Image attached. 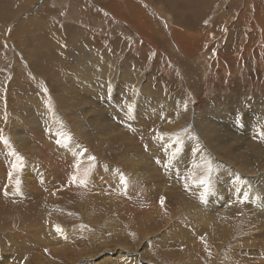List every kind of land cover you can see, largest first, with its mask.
<instances>
[{
	"label": "rangeland",
	"instance_id": "obj_1",
	"mask_svg": "<svg viewBox=\"0 0 264 264\" xmlns=\"http://www.w3.org/2000/svg\"><path fill=\"white\" fill-rule=\"evenodd\" d=\"M256 14L264 0H0V264H264Z\"/></svg>",
	"mask_w": 264,
	"mask_h": 264
},
{
	"label": "bare ground",
	"instance_id": "obj_2",
	"mask_svg": "<svg viewBox=\"0 0 264 264\" xmlns=\"http://www.w3.org/2000/svg\"><path fill=\"white\" fill-rule=\"evenodd\" d=\"M115 5V4H114ZM130 5V4H129ZM118 7H119V5H117ZM131 6V13H134V11H136V9H135V7L134 6H132V5H130ZM119 9H121V7H119L118 8V10ZM248 11H250V10H248ZM121 13H122V11H121ZM136 17H138V11H136ZM124 15V14H123ZM246 15V14H245ZM256 16H257V18L259 19V22H254L253 24H252V28L254 27L255 28V30H254V32L253 33H249L248 32V36H249V38H248V42H249V46L250 47H253V44H255V42L256 41H258L257 40V38H258V36H260V34L259 33H256V32H259V30H261V31H263L264 32V16L263 15H257L256 14ZM135 17V18H136ZM142 18V17H141ZM137 20H138V18H137ZM247 23V22H246ZM248 24V23H247ZM1 25V27H3V25L2 24H0ZM251 25V24H250ZM244 26H246V25H244ZM249 26V25H248ZM250 27V26H249ZM250 27V28H251ZM246 31H244V32H247L248 31V29L249 28H247V26H246ZM250 31V30H249ZM262 33V32H261ZM246 35V34H245ZM259 39V38H258ZM247 42V43H248ZM257 43V42H256ZM244 49L246 50V54H251L252 52H251V50L250 49H248V47H246V46H244ZM254 52H259L258 51V49L256 48V50L254 51ZM244 53H245V51H244ZM261 53H264V49L263 50H261ZM240 55V54H239ZM222 124V123H221ZM223 125H225V124H223ZM260 127H259V131H260ZM257 130V129H256ZM259 131L257 130V132H258V134H259ZM216 133V132H215ZM261 133V132H260ZM221 134V133H220ZM226 135H228V134H226ZM231 136V135H230ZM262 136V135H261ZM216 138V137H215ZM220 138V137H219ZM222 138V137H221ZM217 139H218V137H217ZM216 139V140H217ZM233 140V139H232ZM172 141V140H171ZM175 141V140H174ZM173 143H175V142H173ZM203 145V144H202ZM233 145V144H232ZM207 146V145H206ZM177 147V146H176ZM175 146L173 147L172 146V149H175L176 148ZM200 148V144H198V145H195L194 146V148ZM171 148V147H170ZM195 148V149H196ZM209 150V149H208ZM220 151H224V150H220ZM201 152L203 153L204 152V154H200L199 155V157H201V158H203V159H206V160H208V159H210V157H209V154H211V153H209V152H207L206 150H201ZM225 152V151H224ZM170 153V152H169ZM209 153V154H208ZM212 153L214 154V155H216L217 157H218V155L214 152V151H212ZM226 153V152H225ZM172 154V153H171ZM228 156H231V154H230V150L226 153ZM172 158V157H171ZM170 158V159H171ZM175 158V157H174ZM219 158V157H218ZM232 159V158H231ZM219 160V159H218ZM232 162H234L233 160L232 161H230V163H232ZM171 163V162H170ZM233 165V164H232ZM249 171V170H248ZM246 172V171H245ZM87 173V172H86ZM231 173V172H230ZM246 174V173H245ZM236 180V179H235ZM242 180V179H241ZM261 180L262 181H264V177L263 178H261ZM238 182H240V180H238ZM92 184V183H91ZM241 186V185H240ZM263 186V185H262ZM261 186V187H262ZM12 189V188H11ZM264 190V189H263ZM254 192V191H253ZM259 192H260V190H259ZM243 193V192H242ZM241 193V194H242ZM246 194V193H245ZM259 194V193H258ZM243 195V194H242ZM252 195V194H251ZM253 196H254V194H253ZM256 196V195H255ZM246 197V196H245ZM249 197V196H248ZM258 199H259V197H258ZM264 201V200H263ZM57 203V202H56ZM59 204V203H58ZM5 205V204H4ZM3 205V206H4ZM8 206V205H7ZM57 206V205H56ZM58 206H60V205H58ZM4 208V207H3ZM5 210V211H4ZM4 210L2 209V210H0V223L2 222V219H4V218H6L8 215V213L10 212H8V210H6L5 208H4ZM57 211V210H56ZM58 211L59 212H61V209H58ZM21 213H22V211H20ZM58 212V213H59ZM211 213V212H210ZM51 214H53L52 216H46V217H51V218H53V217H57V216H60V213L59 214H57L56 212H54V210H53V212L51 211ZM212 215V214H211ZM12 216V215H11ZM10 217V216H9ZM68 219V218H67ZM87 218L85 217V218H83L82 219V222L83 223H85V224H88L87 222L89 221V219L87 220V222L85 221ZM93 223V222H92ZM17 224V223H16ZM90 224V223H89ZM95 232H97L96 230H95ZM101 230H100V232L99 233H97L94 237H95V239L96 240H99V239H102V235H101ZM223 237L224 238H226V239H228L229 237H228V235L227 234H223ZM147 243V242H146ZM218 251V250H217ZM135 253H130L129 255L128 254H126L128 257H131L132 255H134ZM140 255H142L141 253H140ZM133 260H135L136 261V258H133ZM149 264V263H148Z\"/></svg>",
	"mask_w": 264,
	"mask_h": 264
},
{
	"label": "snow or ice",
	"instance_id": "obj_3",
	"mask_svg": "<svg viewBox=\"0 0 264 264\" xmlns=\"http://www.w3.org/2000/svg\"><path fill=\"white\" fill-rule=\"evenodd\" d=\"M59 231V229H57Z\"/></svg>",
	"mask_w": 264,
	"mask_h": 264
}]
</instances>
